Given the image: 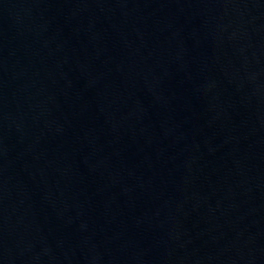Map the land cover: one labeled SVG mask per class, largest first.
Listing matches in <instances>:
<instances>
[{
    "label": "water",
    "instance_id": "water-1",
    "mask_svg": "<svg viewBox=\"0 0 264 264\" xmlns=\"http://www.w3.org/2000/svg\"><path fill=\"white\" fill-rule=\"evenodd\" d=\"M0 264H264V0H0Z\"/></svg>",
    "mask_w": 264,
    "mask_h": 264
}]
</instances>
